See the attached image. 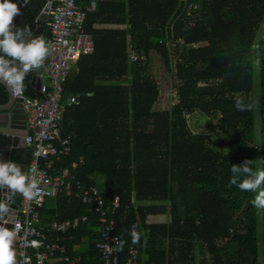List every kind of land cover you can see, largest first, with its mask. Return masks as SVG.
<instances>
[{
	"label": "trees",
	"instance_id": "16d2710c",
	"mask_svg": "<svg viewBox=\"0 0 264 264\" xmlns=\"http://www.w3.org/2000/svg\"><path fill=\"white\" fill-rule=\"evenodd\" d=\"M188 1L201 4L193 28L187 25L180 0L96 3L84 23L95 53L78 59L77 72L64 85V95L79 96L61 119L62 134L71 136V153L55 162L52 173L83 159L70 180L93 187L98 183L89 179L102 178L106 200L120 199L116 221L124 243L121 264L127 263L134 224L139 232L151 231L138 245L140 264H264V210L259 238V212L251 203L255 193L227 186L232 165L251 160L255 171V107L237 111L240 95L255 106L258 101L264 170V0ZM46 3L30 0L14 24H28L32 33L45 26L48 41L47 23L37 22ZM97 24L125 28L97 29ZM170 28L175 49L167 38ZM131 51L145 61L130 64ZM177 51L182 60L174 63ZM153 58L178 92L170 110L156 108L160 89L150 72ZM25 84L26 96L39 97L27 78ZM8 102L9 92L0 83V105ZM198 110L210 118L220 115L228 137L226 151L216 149L206 134L191 132L187 117ZM32 160L31 149L12 154V161L26 168ZM56 200L58 210L51 214L55 221L89 216L88 222L66 234L67 254L78 264H103L96 246L97 215L77 199ZM14 202L20 206L19 194ZM76 236L87 239L86 251L73 252L70 238ZM164 239L170 242L168 250L161 247ZM196 253L201 260H196Z\"/></svg>",
	"mask_w": 264,
	"mask_h": 264
},
{
	"label": "built area",
	"instance_id": "2783aa9c",
	"mask_svg": "<svg viewBox=\"0 0 264 264\" xmlns=\"http://www.w3.org/2000/svg\"><path fill=\"white\" fill-rule=\"evenodd\" d=\"M82 0H51V10L47 25L51 32L48 40L51 51L45 60L44 75L39 88V97L30 98L14 96L23 107L26 116L28 134L25 136V146L33 151V160L26 169L29 178L35 176L39 183L40 196L32 201L21 196V204L13 224L18 231L14 243L17 264H47L57 252L63 254L66 264H78L76 259L66 254L62 241L67 233L76 230L81 224L89 221V216L74 217L70 220L53 221L46 229L41 227L40 211L49 199H77L98 217L99 240L96 243L103 264H121V251L114 249L123 242L118 234L116 215L121 209L120 199L107 201L104 193L96 186H85L80 181H71L70 175L83 165V159L73 163L70 169H58L52 173L55 162L67 158L71 153V136L63 135L61 119L66 108L77 102L79 96L64 95V85L71 75L72 64L80 57L95 53V42L85 31L84 23L87 15L93 12V7L83 5ZM182 12H185L187 25L195 27L198 22V12L201 4L180 0ZM179 16L175 17V20ZM172 28L167 35L175 49ZM158 43H162L159 40ZM181 43V41H179ZM145 61L132 53L131 64ZM176 101L178 92H172ZM17 226H19L17 228ZM140 242L144 235L149 236L148 229L141 232ZM139 242V243H140ZM138 244H130L126 264H140ZM113 251H109V249Z\"/></svg>",
	"mask_w": 264,
	"mask_h": 264
},
{
	"label": "clouds",
	"instance_id": "9594fccd",
	"mask_svg": "<svg viewBox=\"0 0 264 264\" xmlns=\"http://www.w3.org/2000/svg\"><path fill=\"white\" fill-rule=\"evenodd\" d=\"M27 0H24L26 3ZM22 15L21 7L12 0H0V83H2L13 96H23L27 90L25 77L35 70L43 67L50 54L51 45L42 35L33 38L31 26L24 24L22 28L14 24V18ZM237 111H251L255 105L246 101L243 95L235 100ZM251 160H244L240 165H232L228 187L236 186L241 191L256 193L251 201L254 207L264 209V170L253 171ZM244 177L241 179V177ZM5 199H0V264H17L14 243L18 238V231L4 227L5 216H12L16 194L25 200L32 201L40 196L39 183L35 176H29L21 171V164L9 160L0 162V190ZM19 226H17L18 228ZM139 225L134 224L130 230L131 242L138 244L142 233L137 231ZM121 242L114 249L123 250ZM113 251V249H109Z\"/></svg>",
	"mask_w": 264,
	"mask_h": 264
},
{
	"label": "rangeland",
	"instance_id": "374dc122",
	"mask_svg": "<svg viewBox=\"0 0 264 264\" xmlns=\"http://www.w3.org/2000/svg\"><path fill=\"white\" fill-rule=\"evenodd\" d=\"M264 28V24L262 25ZM264 38V35H263ZM183 50V49H182ZM182 60V53L181 51H177V55L174 61V63H177ZM150 66V72L151 76L155 80V82L158 83L161 95L160 99L158 100L156 104V108H162V109H171L173 103L175 100L172 97V92L175 91V89L172 88L169 82V77L166 76L164 69H162L161 65L159 64L158 60L153 58L151 61ZM173 63V64H174ZM252 83L254 87V97L257 100L258 95L257 91L259 90V74L258 69H255L253 77H252ZM188 127L191 130V132H194L195 134L198 133H204L207 136V140L213 144V146L218 150H227V144H228V137L226 134V131L224 130L221 122H220V115L215 116L214 118H210L206 116L201 111H196L191 116L187 117ZM255 140L254 142V150H255V171L262 170L263 164L261 161V154H260V146H261V129H260V121H259V111H258V101H256L255 106ZM98 188L102 191V188L104 187V180L102 178H99L98 181ZM256 195V193H255ZM259 217H258V236L261 238L262 235V223L263 219L261 214L263 213L264 209H258ZM83 250L88 248V243H85L83 245ZM196 260H201V256H199L198 253H196Z\"/></svg>",
	"mask_w": 264,
	"mask_h": 264
},
{
	"label": "water",
	"instance_id": "95a60500",
	"mask_svg": "<svg viewBox=\"0 0 264 264\" xmlns=\"http://www.w3.org/2000/svg\"><path fill=\"white\" fill-rule=\"evenodd\" d=\"M30 0L24 3V0H14L18 7L23 8ZM51 10V0H47L46 5L37 18L38 23H47ZM45 26H39L34 33L33 38L44 34ZM45 67L39 70L30 72L25 78H27L31 85L39 90L42 77L44 75ZM2 84V83H1ZM3 85V84H2ZM8 90V89H7ZM9 92V90H8ZM28 134L26 116L21 104H17L16 98L9 92V102L5 105H0V162H8L11 156V148H25V136ZM26 167L21 166V171L26 173ZM7 192V189L2 190L3 199L5 196L3 193ZM13 209L12 216H5L4 227L9 230L13 229V224L16 221V217L19 211V205L15 202L10 205Z\"/></svg>",
	"mask_w": 264,
	"mask_h": 264
},
{
	"label": "crops",
	"instance_id": "0c3cea01",
	"mask_svg": "<svg viewBox=\"0 0 264 264\" xmlns=\"http://www.w3.org/2000/svg\"><path fill=\"white\" fill-rule=\"evenodd\" d=\"M107 1H111L112 2V1H117V0H91L90 3H89V5L92 6L93 9H95L96 3L99 4L101 2H107ZM95 26H96L97 29L125 28L124 26H121V25H111V24H97ZM43 37L45 38V30H44ZM132 53H134V52L131 51L129 53V63L130 64H131L130 57H131V54ZM77 62H78V59L71 66V75L77 72ZM121 83H124L126 85L128 82L125 81V82H121ZM160 95H161V92H160ZM17 104H20V102L17 101ZM18 150H26V149L25 148H15V147H12L11 148V151H10V153H11L10 160H12V154L14 153V151H18ZM98 179H99V177H91L89 179V182H97ZM104 186H105V182H104ZM96 187H99V186H96ZM102 189H104V187ZM57 207H58V204H57V200L56 199H49V200L46 201L45 206H44V211H43L44 216H43L42 222H41V227L42 228H44V229L47 228L48 225L51 222L55 221L54 219H52L53 217L51 216V214L58 210ZM61 212H64V209L63 208L61 209ZM70 219H72V218H70ZM70 219H66V220H70ZM95 230L99 233L98 228L95 229ZM78 238H79V236H76L75 239H74V237H71L70 238V240L72 241V250L75 253H80V252L86 251V249L83 250V248H84L83 245L85 243H88V246H89V242L87 241L86 238H83L81 241H79ZM65 239H66V237H64L63 241ZM63 241H62V243H63ZM169 246H170L169 240L168 239H164L162 241V246L161 247H163L166 250H168L169 249ZM65 247H66V245H65ZM66 254H67V247H66ZM71 258H72V256H71ZM62 259H63V254H61L60 252H57L55 254L54 258L51 259V260H49L47 264H64L65 262ZM73 259H75V258H73ZM77 262H78V260H77Z\"/></svg>",
	"mask_w": 264,
	"mask_h": 264
}]
</instances>
